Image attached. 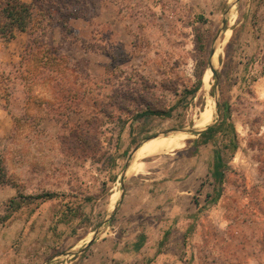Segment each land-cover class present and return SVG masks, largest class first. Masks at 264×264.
<instances>
[{"label":"rangeland","instance_id":"obj_1","mask_svg":"<svg viewBox=\"0 0 264 264\" xmlns=\"http://www.w3.org/2000/svg\"><path fill=\"white\" fill-rule=\"evenodd\" d=\"M22 1L32 23L0 37V260L264 264V0H161L154 11L142 0L136 36L77 83L49 54L81 2ZM48 65L58 74L47 83ZM207 107L212 121L196 129ZM175 133L189 135L182 148L124 174L142 141Z\"/></svg>","mask_w":264,"mask_h":264},{"label":"crops","instance_id":"obj_2","mask_svg":"<svg viewBox=\"0 0 264 264\" xmlns=\"http://www.w3.org/2000/svg\"><path fill=\"white\" fill-rule=\"evenodd\" d=\"M147 1L153 11L158 10L161 5V0ZM85 2L86 1L84 0L77 1L78 4L80 3V9L77 10L78 12H75L72 18H70V20H72V34L67 38L62 37L61 35L60 37L54 36L53 41L59 39L56 43L52 42V45L56 46V52L55 54L54 52L49 54V58L53 57L55 59V63L60 62L59 64L64 66L65 77L72 83L79 82L82 74H87L90 79H93L96 74V71L95 74L93 72L95 69L101 72L107 64H112V62H114L113 59L106 53V50L111 47L118 46L121 42L120 37L125 34L131 38L136 36V26H134L133 22L136 17H139V14H137L139 10L138 5L142 3V0H127L126 3L120 2L119 4L111 0H104L96 2L95 5H92L89 0L87 1L88 5L85 4ZM64 9L66 10L67 7H64ZM153 17H155V15ZM126 24H128V26H126ZM132 27L134 28L133 30H131ZM151 27V31L156 32L160 30L154 26ZM98 28L104 29L101 32L100 29L97 31ZM144 32L145 31H141L140 34L144 35ZM157 41L161 40H158L157 38ZM67 45L73 47L72 55L65 48ZM122 48L126 50L125 52L127 55L131 52L128 46H122ZM52 50L54 51L55 49ZM129 59L134 60L131 55L128 56V60ZM146 59L147 57H142L139 65L145 66L148 60ZM49 63L52 64L53 62L50 61ZM47 69L48 78L44 81L48 83L50 82V76L58 73L49 65L47 66ZM40 96L44 97V99H49L51 98V92L41 93ZM37 259V257H26V259L25 257H22L21 262H24V264L26 262L28 264H33L34 261L37 262ZM4 260H0V264H6V259Z\"/></svg>","mask_w":264,"mask_h":264},{"label":"trees","instance_id":"obj_3","mask_svg":"<svg viewBox=\"0 0 264 264\" xmlns=\"http://www.w3.org/2000/svg\"><path fill=\"white\" fill-rule=\"evenodd\" d=\"M32 6L23 2L22 0H0V37L11 38L13 36V32L18 31H26L29 25L32 23V15H31ZM224 115L222 118V122L225 120L227 116V107L224 109ZM147 114L152 115H161L163 113H150L143 112L141 116H145ZM164 115V114H163ZM219 126H210L206 130L198 133V141H195V145H206L208 144L214 135L215 129ZM215 170V176L219 177L221 174L220 170V162H217ZM54 197L53 194H44L39 198L43 200H49Z\"/></svg>","mask_w":264,"mask_h":264},{"label":"bare ground","instance_id":"obj_4","mask_svg":"<svg viewBox=\"0 0 264 264\" xmlns=\"http://www.w3.org/2000/svg\"><path fill=\"white\" fill-rule=\"evenodd\" d=\"M225 41L227 37H229L228 32H226ZM220 43V42H219ZM220 48V47H219ZM222 50V49H221ZM218 53V50L216 49L213 55V59H215L216 55ZM218 57V56H217ZM202 88L204 90H207L209 88V73H206L203 76L202 79ZM205 99V98H203ZM211 100V99H210ZM209 101V100H208ZM210 103V102H208ZM205 107V106H204ZM213 111L210 107H207L201 112L200 118L195 122L196 129L202 130L204 127H206L210 121H212ZM189 135L186 133H175L170 135L166 138H154L150 139L148 141H144L141 145V147L138 149V151L133 155V159L131 161V164L127 170V175H137L142 173L143 171V164L142 160L144 158L155 156L158 154H166L175 150H178L184 146L185 141L188 139ZM192 137V136H191ZM150 145V146H149ZM149 146V147H147ZM147 147V148H145ZM145 148L144 150H142ZM142 150V151H141ZM134 177V176H133ZM119 197V195H118ZM117 195H114L110 198L111 204L110 208L112 209L117 201ZM114 201V204H113Z\"/></svg>","mask_w":264,"mask_h":264},{"label":"water","instance_id":"obj_5","mask_svg":"<svg viewBox=\"0 0 264 264\" xmlns=\"http://www.w3.org/2000/svg\"><path fill=\"white\" fill-rule=\"evenodd\" d=\"M213 73H214V72H213ZM201 132H202V131H201ZM199 133H200V132H199ZM154 138H155V137H151V138L147 139L146 141H148V140H150V139H154ZM141 145H142V143H140V144L134 149L133 154H135V153L138 151V149L141 147ZM130 164H131V161H129V163L127 164V166H126V168H125V170H124V174H126V172H127L128 168H129Z\"/></svg>","mask_w":264,"mask_h":264}]
</instances>
